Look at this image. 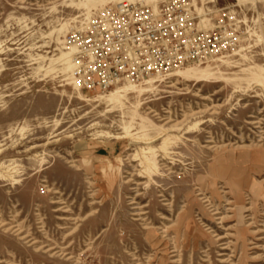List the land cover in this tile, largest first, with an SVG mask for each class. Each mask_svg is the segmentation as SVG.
<instances>
[{
    "label": "rangeland",
    "instance_id": "1",
    "mask_svg": "<svg viewBox=\"0 0 264 264\" xmlns=\"http://www.w3.org/2000/svg\"><path fill=\"white\" fill-rule=\"evenodd\" d=\"M79 1L0 0V219L38 241L0 228V264H264V0H191L236 51L115 100L55 60L114 4Z\"/></svg>",
    "mask_w": 264,
    "mask_h": 264
},
{
    "label": "built area",
    "instance_id": "2",
    "mask_svg": "<svg viewBox=\"0 0 264 264\" xmlns=\"http://www.w3.org/2000/svg\"><path fill=\"white\" fill-rule=\"evenodd\" d=\"M191 0L156 5L121 0L95 12L65 38L82 91L106 92L123 82L167 74L224 56L240 43L226 14L212 26L200 23Z\"/></svg>",
    "mask_w": 264,
    "mask_h": 264
},
{
    "label": "bare ground",
    "instance_id": "3",
    "mask_svg": "<svg viewBox=\"0 0 264 264\" xmlns=\"http://www.w3.org/2000/svg\"><path fill=\"white\" fill-rule=\"evenodd\" d=\"M121 0H81V1H79V6H85V7H87V10H88V15H87V17H86V19L87 20H89L90 19V14L92 13V11L94 10V8H97L98 6H100V5H107L108 3H118V2H120ZM132 1H134V0H132ZM139 1H141V2H146V3H152V4H154V3H156L158 0H139ZM78 2V1H77ZM76 7H78V6H76ZM81 8V7H80ZM83 8V7H82ZM86 16V15H85ZM204 20V19H203ZM64 29V28H63ZM67 29V28H66ZM58 41V40H57ZM72 48L70 49L69 48V50L68 51H65V52H62V54L60 55V56H57L58 58L57 59H55L56 61H58V62H60L62 65H64V68L65 69H69V70H71V73H72V75H73V77H74V74H75V69L77 68V66H76V63H75V61H74V59L72 58ZM234 51H236V50H234ZM240 53V52H239ZM220 57H223V56H220ZM217 58H219V57H216V58H213V59H210V60H208V61H206V62H203V63H195V64H191V65H187V66H193V65H197V66H199V65H202V64H204V63H211V62H215V61H217V60H219V59H217ZM226 59V58H225ZM229 61V60H228ZM72 62H74V64L72 63ZM51 63V62H50ZM207 63V64H208ZM74 66H75V69H74ZM187 66H184V67H180V68H177V69H175V70H173V71H171L170 73H168V74H157L158 76H156L155 78L156 79H164V78H166L169 74H171L172 75V77H175V78H182V79H184V80H191V79H198V80H204V79H207L210 75H213V73H210V72H207V71H205L204 69L202 70H200V69H197V68H194V67H187ZM219 68V67H218ZM65 71V70H64ZM219 71H221V70H219ZM173 72V73H172ZM215 76V75H214ZM72 77V78H73ZM151 77V76H150ZM150 77H148V78H150ZM66 78V77H65ZM75 78H76V76H75ZM148 78H146V79H144L142 82H144L145 80V82H148V83H150V82H153L155 79L154 78H152L151 80H149ZM72 80V79H71ZM74 80H76V85L78 86V88L79 89H81L80 88V86H79V84H78V82H77V79H74ZM141 83V82H140ZM132 84H135L134 82H131V81H127V82H123L121 85H117L115 88V91H114V93H110L109 91V95H108V98L110 97L112 100H115V99H117L118 97H120L121 96V92H123V90H122V88L120 87V86H125V85H132ZM155 87V86H154ZM131 88V87H130ZM145 88V87H144ZM134 90L135 89H137V88H133ZM141 89V88H140ZM143 89V88H142ZM151 89V88H150ZM138 90V89H137ZM79 91V90H78ZM98 99V98H97ZM110 99V100H111ZM127 100V99H126ZM121 102V101H120ZM136 105H137V103H136ZM138 106V105H137ZM136 108V107H135ZM138 110V109H137ZM136 113V112H135ZM134 117V116H133ZM126 127V126H125ZM125 129V128H124ZM143 129V128H142ZM146 129V128H145ZM161 132V131H160ZM128 133V132H127ZM158 135V134H157ZM143 136V135H142ZM141 138V137H140ZM165 138H167V137H165ZM164 140V139H163ZM164 144V143H163ZM168 145V144H167ZM156 149V148H155ZM165 149V148H164ZM151 150V149H150ZM167 151H168V149H167ZM155 154V153H154ZM166 154V153H165ZM157 161V160H156ZM158 164V163H157ZM3 165V164H2ZM6 166V165H5ZM113 163H111L110 164V168H113ZM159 166V165H158ZM247 166H245L244 168H246ZM106 170V169H105ZM12 172V171H11ZM104 172V171H103ZM105 174V173H104ZM0 175L1 176H4V177H8V176H10V177H13V175L12 174H2V173H0ZM230 176V175H229ZM242 173H241V171L239 172L238 170H236L234 173H233V182H231L232 183V186L234 187V186H239L240 184H242ZM246 180V179H245ZM245 180H243V181H245ZM248 182H249V180H248ZM255 183V184H254ZM254 185V186H253ZM251 187V186H250ZM249 187V188H250ZM251 189H252V191H251V193H252V198H253V200H255V197L257 198V199H262V198H264V179H262V180H258L257 181V183L256 182H253V184H252V187H251ZM261 190H263L262 192H261ZM263 200V199H262ZM239 205V204H238ZM249 222V221H248ZM0 228H4V231L5 232H15V233H17V235H19V238L20 239H23V240H27L26 242H32L33 244H35V243H37L38 241L37 240H35V239H32L31 238V236L29 235V234H26V235H24L23 234V232H22V229H21V227H19L18 225H8L7 223H5V221L4 220H2V219H0ZM45 244V243H44ZM59 245V244H58ZM63 245V244H62ZM61 246V245H60ZM48 248V247H47ZM56 248V247H55ZM55 248H49V249H47L45 252H48L49 251V253L50 252H52L53 250H55ZM41 249V247H37V250H40ZM58 250V249H57ZM63 251V250H62ZM60 254H63V252H60V251H58ZM58 252H55V253H58ZM55 253H53V254H55ZM73 255V254H72Z\"/></svg>",
    "mask_w": 264,
    "mask_h": 264
},
{
    "label": "crops",
    "instance_id": "4",
    "mask_svg": "<svg viewBox=\"0 0 264 264\" xmlns=\"http://www.w3.org/2000/svg\"><path fill=\"white\" fill-rule=\"evenodd\" d=\"M205 20V19H204ZM203 19H202V21H204Z\"/></svg>",
    "mask_w": 264,
    "mask_h": 264
}]
</instances>
